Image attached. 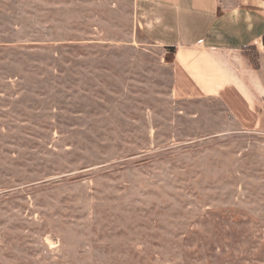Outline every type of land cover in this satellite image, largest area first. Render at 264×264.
Returning <instances> with one entry per match:
<instances>
[{
	"label": "rangeland",
	"instance_id": "1",
	"mask_svg": "<svg viewBox=\"0 0 264 264\" xmlns=\"http://www.w3.org/2000/svg\"><path fill=\"white\" fill-rule=\"evenodd\" d=\"M173 53L136 0H0V264H264V132Z\"/></svg>",
	"mask_w": 264,
	"mask_h": 264
},
{
	"label": "crops",
	"instance_id": "2",
	"mask_svg": "<svg viewBox=\"0 0 264 264\" xmlns=\"http://www.w3.org/2000/svg\"><path fill=\"white\" fill-rule=\"evenodd\" d=\"M136 7L148 39L173 49L177 97H215L246 128L264 132V0H136Z\"/></svg>",
	"mask_w": 264,
	"mask_h": 264
},
{
	"label": "trees",
	"instance_id": "3",
	"mask_svg": "<svg viewBox=\"0 0 264 264\" xmlns=\"http://www.w3.org/2000/svg\"><path fill=\"white\" fill-rule=\"evenodd\" d=\"M258 56L259 55H258L256 50H255V52L253 54H251V60L253 61L254 65H256V66H258Z\"/></svg>",
	"mask_w": 264,
	"mask_h": 264
}]
</instances>
